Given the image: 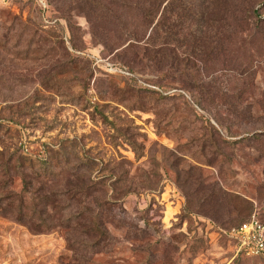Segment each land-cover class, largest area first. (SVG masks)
<instances>
[{"label": "rangeland", "instance_id": "obj_1", "mask_svg": "<svg viewBox=\"0 0 264 264\" xmlns=\"http://www.w3.org/2000/svg\"><path fill=\"white\" fill-rule=\"evenodd\" d=\"M179 1L0 0V264H264L238 256L231 233L253 213L264 224V25L258 33L249 19L264 20V0H188L181 34L155 35L148 13L173 21ZM198 11L228 19L231 33L218 36L216 64L199 61L203 84L254 119L204 113L185 89L193 77L176 74L194 59ZM218 113L236 139L261 141L210 146L198 117L216 124ZM18 157L27 194L8 165ZM32 159L53 174L35 176ZM83 180L112 238L72 251L67 238L91 241L67 193ZM35 210L45 231L18 220Z\"/></svg>", "mask_w": 264, "mask_h": 264}, {"label": "trees", "instance_id": "obj_2", "mask_svg": "<svg viewBox=\"0 0 264 264\" xmlns=\"http://www.w3.org/2000/svg\"><path fill=\"white\" fill-rule=\"evenodd\" d=\"M188 0H180L181 6L178 7L177 13L173 15V21L164 22L163 14H161V18L157 20V16L159 13V9H155L156 12L154 14H150L151 11L148 13V16L152 17V21L149 22L150 26L153 24V32L154 34H158L159 32L164 33L168 36L177 37L181 34V31H178V29L181 28L182 24L186 21L188 15V9L190 10L192 8L191 4L187 2ZM214 1L217 0H211V3L209 5H214ZM230 1V0H229ZM213 2V3H212ZM186 4H189L190 7L187 8ZM168 6V4L166 5ZM184 7V8H183ZM235 13H232V15ZM255 25L254 30L258 33L262 32V27L264 25V20L262 19V15L258 13V10H253L252 16L249 18ZM193 22L195 23V31L194 36L192 37V48H193V61L191 59H185L183 63V68L179 67V69H176V74L183 75V74H190L193 77V82L189 86V88H185L187 93L190 95L191 100L195 105H197L204 113L211 108L217 109L218 107H225L221 109V112L225 114H232L237 117H247V118H253V114L250 107L248 105H245L244 102H240L237 100H231L230 97H228L226 94H222V97L220 98L221 102L219 100H215L214 93L211 91L210 88H208L206 85L202 82V70L199 65V61H208L211 63H217V60L223 57V53L221 51H217L219 39L218 36L220 34H223V36H226L227 39H231V33H230V27L227 26L228 19L219 20L218 18H215L207 12H200L197 13L193 12ZM183 29V28H181ZM255 33V32H254ZM135 41H139L138 39H134ZM224 51V50H223ZM165 52V51H163ZM161 52H158L156 54H160ZM166 57V56H165ZM161 75H164V72H161ZM217 90V88H215ZM215 92V91H214ZM216 94H220L221 91L215 92ZM223 93V92H222ZM241 96V95H239ZM238 96V97H239ZM220 112V113H221ZM220 114H217V117L215 118L216 124L212 122V119L210 117H206L205 115H200L198 119L202 122L204 129H206V133L208 135V139H206L207 143H209L210 146L217 147L219 144L235 148L239 144H245V143H251L254 141H261V136L257 133H254L253 135H250V133H247L249 135L242 137L240 139H236L235 137H238L237 135H234L231 131V129L224 123V119L222 117H218ZM222 133H225L227 137L229 138H223ZM264 134V133H262ZM15 156V155H14ZM27 163V161L25 162ZM7 164V162H6ZM23 158L18 157L15 159V161L8 165L15 168L20 175L23 176V182L25 185V193H28L27 187L31 185V179L29 180V176L26 177V175H23ZM30 166L32 167L33 172H36V170H40L41 173H34L35 176H49L50 172V165L47 159H32ZM51 173V172H50ZM53 174V173H51ZM54 176V175H52ZM95 184V183H93ZM98 186V183L95 184ZM71 188H68L69 191L67 193L71 192L73 188H75L76 192L71 193V196L69 195L70 202L77 198V203L80 208V212H78L75 215V220H77V225L75 226V230L79 231L80 233L84 234L88 238L91 239L90 242L83 241L81 243H78L76 240L72 242V239L67 238V241L69 243V247L72 251L80 249H85V247H89L91 250L94 247H98L102 241H109L112 237L108 231L107 228H105L103 224V215H102V207L99 203L98 210L96 213L87 206V200H88V192L93 187L92 185L86 184L84 180L77 186H70ZM27 190V191H26ZM215 193L213 190L212 194ZM24 194L16 195L17 199L14 201H19L20 206L27 207V199ZM38 200V198H36ZM42 201L45 200V198H41ZM13 201V202H14ZM38 205V202L35 201L33 204L34 209H36ZM24 211V210H23ZM22 212H19L20 215H18V220L20 222H27L26 220H30V222H33V224L40 228L39 230H43V227L46 226L45 220L43 217H40V222H34L33 218L38 215H42L44 211L35 210L32 214L25 213L21 214ZM251 217V215H250ZM250 217H248L245 220H242L239 225H242L243 223L247 222ZM83 220H87V223H84ZM79 244V245H78ZM80 248V249H79Z\"/></svg>", "mask_w": 264, "mask_h": 264}, {"label": "built area", "instance_id": "obj_3", "mask_svg": "<svg viewBox=\"0 0 264 264\" xmlns=\"http://www.w3.org/2000/svg\"><path fill=\"white\" fill-rule=\"evenodd\" d=\"M237 240V255L264 259V224L253 213L250 219L232 230Z\"/></svg>", "mask_w": 264, "mask_h": 264}]
</instances>
